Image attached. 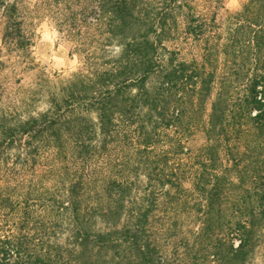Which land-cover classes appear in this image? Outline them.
<instances>
[{
    "label": "trees",
    "instance_id": "obj_1",
    "mask_svg": "<svg viewBox=\"0 0 264 264\" xmlns=\"http://www.w3.org/2000/svg\"><path fill=\"white\" fill-rule=\"evenodd\" d=\"M30 14L80 67L0 84V264H264V0H0L8 51Z\"/></svg>",
    "mask_w": 264,
    "mask_h": 264
},
{
    "label": "rangeland",
    "instance_id": "obj_2",
    "mask_svg": "<svg viewBox=\"0 0 264 264\" xmlns=\"http://www.w3.org/2000/svg\"><path fill=\"white\" fill-rule=\"evenodd\" d=\"M24 1L31 9L35 0ZM245 1L225 0V9L235 12ZM26 25L25 31L31 39V47L22 52L8 51L2 46L0 24V84L6 88V94L18 87L34 88L42 78L63 83L80 67V59L70 56L69 45L61 39L53 23L44 15L30 14ZM42 108L43 104H40Z\"/></svg>",
    "mask_w": 264,
    "mask_h": 264
}]
</instances>
